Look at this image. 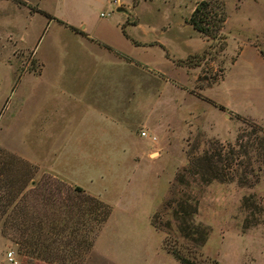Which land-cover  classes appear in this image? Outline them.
I'll return each mask as SVG.
<instances>
[{
    "label": "rangeland",
    "instance_id": "rangeland-1",
    "mask_svg": "<svg viewBox=\"0 0 264 264\" xmlns=\"http://www.w3.org/2000/svg\"><path fill=\"white\" fill-rule=\"evenodd\" d=\"M199 1L0 0V153L35 166L33 182L52 176L111 208L80 264H179L171 252L192 264H264V134L242 121L264 128V0H217L226 15L219 39L186 23ZM55 19L77 29L79 21L86 23L83 32L120 47L128 43L118 26L124 20V32L138 47L127 56L115 50L122 61L112 64L104 53V103L102 89L98 97L88 91L91 106L108 107L110 75L120 84L113 100L128 102L119 114L105 107L103 117L73 122L70 136L37 138L28 135L32 112L18 110L32 82L69 84L62 81L74 80L76 66L94 64L85 48L100 52ZM7 119L17 123L14 131L1 128ZM213 140L233 149L221 161V181H205L189 164ZM11 148L33 158L53 150L58 175ZM6 165L5 173L0 170V264H12L9 252L23 264L18 228H36L41 195L21 190L20 162ZM22 194L27 205L20 203Z\"/></svg>",
    "mask_w": 264,
    "mask_h": 264
},
{
    "label": "trees",
    "instance_id": "trees-1",
    "mask_svg": "<svg viewBox=\"0 0 264 264\" xmlns=\"http://www.w3.org/2000/svg\"><path fill=\"white\" fill-rule=\"evenodd\" d=\"M34 12L44 15L48 20L54 19L53 16L41 9L34 10ZM225 17L223 6L217 0H201L196 3L186 18V23L210 39H216V37L219 39V31ZM55 20L66 25L71 31L85 35L82 30L76 27L61 20ZM121 31L125 34L123 26H121ZM130 40L134 42L131 38ZM105 47L111 50V48ZM259 52L261 53V51ZM200 99L219 110H225L223 105L217 104L209 98L200 97ZM242 121L250 127L256 126L264 134V128L256 125L253 120L242 118ZM207 144L208 149L203 150L200 155L192 157L189 164L205 181L224 180L221 161L224 159L225 153L233 155L232 146L222 145L215 140L207 141ZM8 161L20 162L21 167L24 168L21 171V190L28 187L29 192L32 189V194L39 193L41 195L42 212L34 217L35 220L32 219L36 228H18L19 242L16 243L19 244V248L26 257L23 264H80L92 245L96 231L108 218L111 212L110 206L98 197L85 192L80 186H70L52 176L46 175L38 182H33L31 175L35 171V166L6 152L0 153L2 174L7 169ZM232 162L233 159L229 158L225 164L226 167L228 168ZM230 169L235 171V168ZM230 177H232L231 174ZM256 180L257 176L254 177V181ZM20 203L27 205L24 194L20 198ZM44 224L45 226L42 228ZM171 254L179 264H192L176 252H171Z\"/></svg>",
    "mask_w": 264,
    "mask_h": 264
},
{
    "label": "crops",
    "instance_id": "crops-1",
    "mask_svg": "<svg viewBox=\"0 0 264 264\" xmlns=\"http://www.w3.org/2000/svg\"><path fill=\"white\" fill-rule=\"evenodd\" d=\"M99 14L101 16V13ZM123 22L124 20L118 22V26L120 28V33L123 39H126L128 41V43L126 42L127 46L124 45L123 47H120L114 44L113 42H111L110 40L107 41L106 39L103 38H99V39L94 38L88 35L86 32H84L85 35H80V37L83 38L82 43L86 44L88 42V45L95 43L100 51V52H94L93 49L87 50V48H85L86 56L95 57V61L93 65L87 66V64L84 62L82 63V66L81 64L76 66L74 70L75 71L74 80L62 81V82H67L69 84L66 83L60 84L52 81L42 82L41 80L39 82L38 80L32 82V86H31L32 91L27 93L26 98L22 100L18 108V110L20 109L19 110L20 113V112H25L26 108L28 107V110L32 112V115L34 116V121H32V124L28 126L29 136L37 137V138L39 137L53 138L56 136H62V137L70 136L73 133L72 132V128L74 126V125L72 126L73 122H75L76 124H82L84 121L87 122L89 120L90 115H96L98 117H103V115H105L106 106L104 107V104L102 106V110H100L99 107L95 109L94 106L90 105L88 91L89 90L90 92L93 91L94 94L97 96L98 93L96 92H98L99 89H102L101 97L104 103V99L106 98L105 76L104 73L100 74L99 72L100 61L102 63H104L105 61L104 53L109 54L108 55L109 62L112 64L114 58L117 61H122L120 59V56L118 57L117 55L114 56L115 50L117 51L116 52L117 54H125L127 56L126 53H130L131 50L130 48H133L134 50V48L138 47L134 42L130 40L129 33L127 32H125V34L122 33L121 26L123 25ZM78 25H79L78 28L80 30L84 31V29L86 28V23H83L81 21L78 22ZM105 46L111 48V50H108ZM123 63H127V62L123 61ZM42 74H43V66L40 65V70L38 71V73L34 75H36V77L38 78L41 77ZM88 75L91 76L88 77ZM85 77L90 78L93 83L90 82L91 80H86V82H84L83 78ZM75 78H78V80H76ZM108 80L109 81L107 82L108 84H110V91L112 90V93H109L107 96L108 99H110V104L106 108L107 111L111 113L117 112L119 114L122 111V107H126L128 102L125 101L123 105L121 104L119 105L115 103L113 99L116 93L113 90L114 88H117L120 84L117 81L111 79L110 75ZM15 85L11 87L10 92H12ZM10 92L8 95L5 94L2 97V100L3 101L5 100V106L2 110L1 118L6 112V107H7L6 105L8 103ZM15 126H17V123L13 122V124H10L8 119L7 122L4 121V123L1 124V128L6 131H14ZM10 151L30 162L35 163L39 168V170H44L46 172L48 171L58 175V173L54 171L52 164V162L55 160V154H56V152H54L53 150H51L50 153L44 154L42 158L29 157L28 155L20 152L15 148H11Z\"/></svg>",
    "mask_w": 264,
    "mask_h": 264
},
{
    "label": "built area",
    "instance_id": "built-area-1",
    "mask_svg": "<svg viewBox=\"0 0 264 264\" xmlns=\"http://www.w3.org/2000/svg\"><path fill=\"white\" fill-rule=\"evenodd\" d=\"M139 134L141 135V136H146V131H144V130H141L140 132H139ZM10 252L9 253H7V257H8V261H10V263H12V264H16L17 262L10 256Z\"/></svg>",
    "mask_w": 264,
    "mask_h": 264
},
{
    "label": "water",
    "instance_id": "water-1",
    "mask_svg": "<svg viewBox=\"0 0 264 264\" xmlns=\"http://www.w3.org/2000/svg\"><path fill=\"white\" fill-rule=\"evenodd\" d=\"M122 8L121 7H116V11H121Z\"/></svg>",
    "mask_w": 264,
    "mask_h": 264
}]
</instances>
